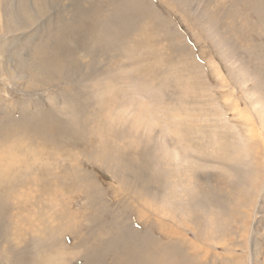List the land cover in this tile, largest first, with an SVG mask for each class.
Segmentation results:
<instances>
[{"label":"rangeland","instance_id":"374dc122","mask_svg":"<svg viewBox=\"0 0 264 264\" xmlns=\"http://www.w3.org/2000/svg\"><path fill=\"white\" fill-rule=\"evenodd\" d=\"M8 152L0 264H264V0H0Z\"/></svg>","mask_w":264,"mask_h":264},{"label":"bare ground","instance_id":"6f19581e","mask_svg":"<svg viewBox=\"0 0 264 264\" xmlns=\"http://www.w3.org/2000/svg\"><path fill=\"white\" fill-rule=\"evenodd\" d=\"M17 164L20 166L21 161L20 160H15V158L13 157V155L11 153H9V152L7 154H1L0 153V196H3L2 193L4 192V188L7 185H12L13 186V191L14 192H18L21 189H23L22 187L25 186L27 183L30 184V185L32 184V182L28 181V177L24 178L22 176L21 166H20V169H19L20 172L19 171H15L16 168L19 167V166H16ZM25 181H28V182H25ZM30 185H28V186H30ZM10 192H12V190H10ZM10 192H9V195H11ZM12 196H13L12 198H14V200L12 201L13 202L12 203L13 206L16 209L17 208H21L23 206L22 200H20L18 196H15L13 194H12ZM2 201L5 202L6 200L2 199V197H0V203Z\"/></svg>","mask_w":264,"mask_h":264}]
</instances>
